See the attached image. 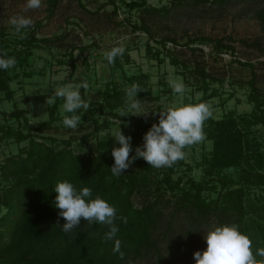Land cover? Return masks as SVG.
<instances>
[{
	"label": "trees",
	"instance_id": "1",
	"mask_svg": "<svg viewBox=\"0 0 264 264\" xmlns=\"http://www.w3.org/2000/svg\"><path fill=\"white\" fill-rule=\"evenodd\" d=\"M58 1L48 0L51 13ZM109 1L114 5L113 10L117 11L119 5L116 0ZM124 2L131 9H168L167 6H152L149 0ZM170 2L174 6L215 3L221 12L229 7L244 5L247 11H253L254 17L264 24V0ZM131 25L133 29H144L154 37L146 22H134ZM57 38L58 36L40 37L32 30L24 33L23 39L16 36L9 41L5 40L2 34L0 55L6 52L8 56L15 57L16 65L8 70L0 69V92L11 98L14 94L11 80L21 74H32L31 70H27V66L31 63L33 49L42 48L45 43L49 44ZM223 39L198 35L189 38L187 44L197 40H214L218 49L227 48L234 51L235 47L225 43ZM167 40L178 43L175 37L160 39L164 46ZM147 46L150 50L153 47L150 42ZM123 55L127 56V52ZM237 60L254 66L251 61ZM171 61L180 63L175 57H172ZM115 64L122 67L120 56L115 59ZM199 72L204 80V84L199 87L203 89L202 98L206 100L216 93V88L208 93L206 78L210 74L204 68L199 69ZM125 77L128 86L133 83L148 85V72L141 71ZM80 82L85 80L81 79ZM248 83V99L253 103V109L247 116L240 117L235 111H228L222 118L213 116L204 123L203 130L213 141L208 171L217 174L213 182L198 181L187 174L174 177L177 168L186 164L185 159L172 167L156 169L140 158L139 169L129 167L119 177L113 176L110 168L114 165V158L111 150L106 147V141H99V147L95 150L81 151L72 145L71 138L58 141L52 135L34 132L26 117L29 111L27 107L15 108L12 111L0 109L6 119L23 118L22 121L27 127L25 130L24 126L10 125L0 135V139L13 138L19 146L18 151L6 157L0 165V264H133L137 257L147 256L150 252H155L162 261L164 251L167 250L164 245L192 256L200 248L206 249L202 229L212 222L237 224L241 232L252 240V250L255 254L257 248L264 247V148L262 143L252 140L247 128L252 124H264V92L260 91L256 84L255 71H252ZM128 86H122L111 78L104 88L102 101L88 98L85 94L87 88H81L82 97L90 101L91 106L88 111L80 109L77 113L82 117L81 120L94 121L91 135L108 125V118L97 122L96 110L121 121H129V136L132 137L133 148L130 156H134L135 149L143 146V136L154 124L150 120L151 115L158 118V124L159 109L145 110L149 112L147 116L120 117L118 108L123 107L124 90ZM47 95L51 97L52 93ZM60 102L63 101L56 99L53 105L57 106ZM155 111L157 112L154 114ZM54 118L52 111L49 120L37 125L36 129L46 130L51 127ZM89 135H85V140H88ZM23 141L27 142L21 145ZM187 167L191 168L188 164ZM229 168L232 172L223 171ZM63 180H68L78 189L89 187L93 196L99 194L116 207L118 217H127V223L117 219L119 231L114 238L120 241L121 250L125 254L123 259L113 254L114 240L102 239L107 231L104 225L93 224L89 227L88 222L81 218L80 224L72 232L66 234L61 230L65 221L59 216L60 210L55 207L54 188L58 181ZM186 183L189 184L188 187ZM205 189L217 191L216 197L203 194ZM256 189L260 192L259 197L253 196L252 191ZM167 191H182L181 196L175 199L176 211L168 212L164 205H161L162 196ZM135 193L147 197L148 200L141 206L135 205ZM165 206L169 207L168 204ZM180 210H183L184 214H181ZM212 216L214 220L211 219Z\"/></svg>",
	"mask_w": 264,
	"mask_h": 264
},
{
	"label": "rangeland",
	"instance_id": "2",
	"mask_svg": "<svg viewBox=\"0 0 264 264\" xmlns=\"http://www.w3.org/2000/svg\"><path fill=\"white\" fill-rule=\"evenodd\" d=\"M116 2L119 8L114 11V5L109 0H59L51 13L48 0H42L40 9L25 13L23 9L26 0H0V38L4 34L5 40L12 41L19 36L9 23L10 17L17 14L27 15L33 20V25L24 29L23 33L35 30L40 37L58 36L53 42L45 43L44 47L33 49L31 63L27 66L32 74H21L11 80V87L14 89L11 98L0 92V109L12 111L27 107L29 111L26 117L34 132L52 135L58 141L71 138L72 145L85 152L97 149L101 140L106 141V147L112 151L114 146H119L112 133L121 127L122 132L129 136L130 123L96 110L97 122L108 118V125L92 135L90 132L94 130V121L90 119L81 120L74 130L64 127L63 102L57 106L47 105L46 99L50 98L47 93H52L68 82L81 83L80 80L84 79L88 85L86 96L102 101L108 80L112 78L118 84L128 86L126 75L144 71L149 73L148 85L139 84L145 91L137 94L144 110L160 111L168 105L183 101L209 103L215 118H222L228 111H235L240 117L250 113L253 103L248 99V80L252 71L256 72L258 88L264 92V24L254 17L253 11H247L244 5L229 7L221 12L215 3L174 6L170 0H149L152 6L168 7L167 10L155 11L144 7L131 9L124 0ZM134 22H146L154 37L144 29H133L131 24ZM198 35L224 38L225 43L235 47L234 51L218 49L214 40H197L187 44L189 38ZM166 37H175L178 43L167 40L164 46L160 39ZM148 42L153 46L151 50L147 46ZM113 46H123L124 52H127L129 59L124 55L120 57L122 67L115 63L109 64L104 58L103 53ZM172 57L178 58L180 63H173ZM237 59L251 61L254 66L240 63ZM203 68L210 74L206 78L208 93L216 88V93L206 100L202 98L203 89L199 87L204 84L199 72ZM169 80H182L186 86L185 94H174ZM121 109L122 107L118 108ZM52 111L55 115L53 125L46 130L36 129L37 125L49 120ZM22 120L24 121L23 118L6 119L0 113V135L10 125L24 126L26 130ZM150 120L157 123L158 118L151 115ZM247 129L250 130L252 140L262 143L264 148V124H252ZM86 134H90L88 140H85ZM25 142L27 141L20 144ZM18 148L13 138L0 139V165L6 157L17 152ZM212 148L213 141L206 134L203 142L186 148V164L178 167L173 176L187 174L198 181H215L217 174L208 173ZM139 159L130 167L139 169ZM187 164L191 166L190 169ZM223 171L232 172L230 168ZM185 185L189 186L188 183ZM181 192L164 193L161 205H164L166 211H176L175 199L181 196ZM252 193L254 197L260 195L257 189ZM203 194L215 198L217 191L205 189ZM146 198L138 193L133 195L137 206L144 204L148 200ZM180 213L184 214V211L180 210ZM211 219L214 220V217ZM164 247L167 250L164 251L162 261L155 252H150L147 256L137 257L133 264H195L193 255H184L182 251L173 250L167 245ZM198 251L203 250L200 248Z\"/></svg>",
	"mask_w": 264,
	"mask_h": 264
},
{
	"label": "clouds",
	"instance_id": "3",
	"mask_svg": "<svg viewBox=\"0 0 264 264\" xmlns=\"http://www.w3.org/2000/svg\"><path fill=\"white\" fill-rule=\"evenodd\" d=\"M42 7V0H26L23 11L37 10ZM10 25L21 39L24 38L23 30L33 25L31 17L17 14L9 19ZM123 46H113L103 53L109 64L115 63V59L124 54ZM15 57L8 56L5 52L0 55V69L8 70L15 67ZM170 88L174 94L183 96L186 86L182 80H169ZM86 82H68L53 90L50 98L46 99L47 105H53L56 99L63 101L62 124L66 128L76 129L82 119L78 110L88 111L91 103L86 101L80 92L81 88H87ZM125 100L119 112L120 117L147 116L149 112L144 110L141 99L137 94L145 91L138 83L126 87ZM199 99V97H197ZM157 111L153 112L154 114ZM159 122L152 124L151 128L143 136V146L133 151L131 136H126L121 127L114 130L112 137L118 147L114 146L111 155L114 165L110 168L113 176L119 177L127 170L137 158H143L149 166L156 169L172 167L178 161L185 159V149L199 144L206 139L204 123L213 117L212 106L207 102L184 103L180 101L164 107L158 111ZM54 191L55 207L58 208L59 216L65 221L61 230L64 233L72 232L81 222V218L88 222V226L100 224L107 227L102 239L114 240L112 249L114 255L124 258L120 241L114 239L119 231L117 219L127 223V217L117 216V209L108 203L99 194L93 196L89 187L77 188L68 180L58 181ZM206 242V249L196 251L193 254L195 264H264V247L252 250V240L248 235L241 232L239 226L232 224H218L213 222L210 226L202 229ZM259 257V259L257 258Z\"/></svg>",
	"mask_w": 264,
	"mask_h": 264
}]
</instances>
